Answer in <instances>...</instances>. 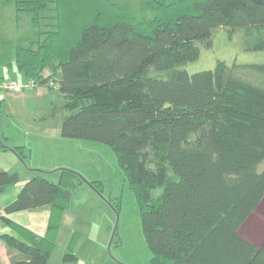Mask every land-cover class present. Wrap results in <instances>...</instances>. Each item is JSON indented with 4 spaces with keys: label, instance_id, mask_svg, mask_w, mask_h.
Returning a JSON list of instances; mask_svg holds the SVG:
<instances>
[{
    "label": "trees",
    "instance_id": "1",
    "mask_svg": "<svg viewBox=\"0 0 264 264\" xmlns=\"http://www.w3.org/2000/svg\"><path fill=\"white\" fill-rule=\"evenodd\" d=\"M12 1L41 27L15 43L16 70L47 83L60 69V107L68 111L60 134L110 146L134 196L149 264H264V241L239 233L264 197V62L175 68L196 59L195 41L217 27H264V0H145L146 16L114 0ZM46 67L52 72L43 77ZM149 67L171 74L150 76ZM15 148L23 157L24 146ZM149 155L161 166L156 175ZM44 173L35 170L0 208L9 264H46L73 193L84 182L102 192L98 180L70 169L56 180ZM19 181L0 170V195ZM46 204L42 235L6 215Z\"/></svg>",
    "mask_w": 264,
    "mask_h": 264
},
{
    "label": "rangeland",
    "instance_id": "2",
    "mask_svg": "<svg viewBox=\"0 0 264 264\" xmlns=\"http://www.w3.org/2000/svg\"><path fill=\"white\" fill-rule=\"evenodd\" d=\"M114 1L128 5L139 16L149 15L148 11H140L145 0ZM40 29L31 25L30 14H16L12 0H0V170L17 172L20 185L37 169L45 171L44 175L52 180H56L61 169L75 171L86 181L98 180L94 183L102 192L84 182L73 193L64 209L66 216L58 229L56 247L46 264H149L151 252L144 240L134 196L110 146L79 138L64 139L60 135L62 119L68 113L60 107L65 101L57 84L60 69H56L54 79L47 83L32 80L31 87L19 91L4 87L7 79L23 86L29 82L16 70L14 45L35 39ZM195 44L199 48L198 57L176 69L193 73L213 68L217 60L228 64L264 62V27L261 26L217 27L210 39H199ZM51 72L46 67L42 75L45 77ZM146 73L166 79L171 70L149 67ZM16 146H24L23 157L16 152ZM148 159L151 173L156 175L161 166L151 155ZM263 165L264 162L260 168ZM8 196L7 192L2 193L0 203ZM112 203H119L118 211ZM44 209L33 207L9 217L29 222L27 219H33L34 215L41 220L45 217L43 213H47ZM254 219L264 226L263 217ZM1 224L0 221V233H3L5 228ZM39 231L35 233L42 235ZM246 231L255 236L251 225ZM73 237L75 246L68 250ZM66 252L75 254L76 259L64 261Z\"/></svg>",
    "mask_w": 264,
    "mask_h": 264
},
{
    "label": "crops",
    "instance_id": "3",
    "mask_svg": "<svg viewBox=\"0 0 264 264\" xmlns=\"http://www.w3.org/2000/svg\"><path fill=\"white\" fill-rule=\"evenodd\" d=\"M61 135V134H60ZM62 137V136H61ZM64 138V137H63ZM64 139H68V138H64ZM21 188L20 184H16L13 186H10L9 188H7L5 192H7L9 194L8 198L4 199L1 203H0V208H3V206H5L7 203H9L10 201H12L17 193L19 192ZM41 208H45V212L47 213H43L44 214V218L41 220H38L36 217H34V215H32L33 219H27L29 220H22L20 217H13L14 220L32 228L34 231L35 230H41L39 232H43V228L46 227L47 225V221H48V215L50 212V205L46 204L43 206H40ZM32 209V208H29ZM28 210V209H26ZM22 211V210H21ZM19 211H14L11 213H6L7 216H13L18 214ZM2 214H5V212H2ZM18 216V215H17ZM66 216V212L63 213V218H62V222L64 220ZM255 216H261L264 218V197L261 199V201L259 202V204L257 205V207L255 208V210L250 214V216L242 223V225L239 227V233L246 239H248L249 241H251L252 243H254L255 245L259 246L263 241H264V226H262L259 222L257 221H253L255 220L254 217ZM251 222H253L254 224H251ZM63 224V223H62ZM2 226H4V228L6 227L5 224H1ZM250 225L253 227L254 231L253 232L255 234V236H250L246 229H248L250 227ZM8 227H6L5 229H7ZM0 258L2 260L3 264H9V256H8V251L7 248L4 244L3 241H0Z\"/></svg>",
    "mask_w": 264,
    "mask_h": 264
},
{
    "label": "built area",
    "instance_id": "4",
    "mask_svg": "<svg viewBox=\"0 0 264 264\" xmlns=\"http://www.w3.org/2000/svg\"><path fill=\"white\" fill-rule=\"evenodd\" d=\"M33 82L29 81L24 86L17 84L13 79L4 80V87L15 91L21 90L23 87H31Z\"/></svg>",
    "mask_w": 264,
    "mask_h": 264
}]
</instances>
